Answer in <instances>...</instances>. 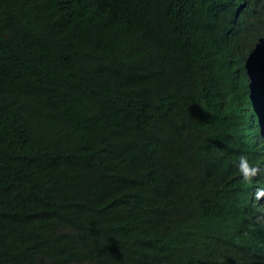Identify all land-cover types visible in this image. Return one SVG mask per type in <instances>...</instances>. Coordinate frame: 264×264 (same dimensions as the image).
<instances>
[{
    "label": "trees",
    "instance_id": "obj_1",
    "mask_svg": "<svg viewBox=\"0 0 264 264\" xmlns=\"http://www.w3.org/2000/svg\"><path fill=\"white\" fill-rule=\"evenodd\" d=\"M231 3L241 32L264 31V0H0V264H30L32 230L54 223L75 229L55 236L71 264H229L243 159L231 141L190 157L167 136L227 61ZM90 194L85 230L69 201Z\"/></svg>",
    "mask_w": 264,
    "mask_h": 264
},
{
    "label": "clouds",
    "instance_id": "obj_2",
    "mask_svg": "<svg viewBox=\"0 0 264 264\" xmlns=\"http://www.w3.org/2000/svg\"><path fill=\"white\" fill-rule=\"evenodd\" d=\"M244 4H230L228 12L232 13L233 28L223 32L230 38L228 57L224 66L217 65L215 82L191 91L192 97L187 109L176 120V133L169 135L171 145H176V137L182 138L181 144L188 150L190 157L198 151L212 149V145L221 146L231 141L237 148L236 157L242 158L240 172L236 178L246 186L247 201L242 209L247 212L245 222H234L230 233H224L225 244H231L233 253L227 259L229 264H264V93L262 79L264 75V31L253 34L243 33L238 26L241 19H246ZM151 136H148L150 138ZM151 138L155 147H162L166 137ZM160 145V146H159ZM165 146V145H164ZM160 147V148H161ZM165 149V148H164ZM214 149V148H213ZM246 154L250 162L242 155ZM219 157L227 154L217 151ZM190 158H184L189 161ZM248 163V164H247ZM224 167H218L219 170ZM118 184H122L118 183ZM215 183L210 175H200L196 189L212 192ZM107 187L111 188L108 183ZM139 191V190H137ZM94 194L86 198L71 199L70 206L80 205L79 226L87 229L92 215L95 214ZM140 200V206L152 205L159 208V203ZM135 204V206H137ZM235 205L232 206L234 209ZM216 209L224 216L229 215L228 207L216 205ZM138 219L146 214L137 211ZM133 216H126V220ZM124 221V218H123ZM186 223L188 218L185 219ZM217 222H210L209 224ZM47 225V224H46ZM52 234L45 232V226L32 230L30 234L33 248L30 250V264H71L72 257L59 258L60 253L67 252L55 236L67 234L63 226L54 223ZM80 233V232H78ZM75 229L68 235L72 240ZM222 236V235H220ZM125 254V253H124ZM28 256V255H27ZM216 256H212L211 260ZM224 259V254L219 252ZM59 258V259H58Z\"/></svg>",
    "mask_w": 264,
    "mask_h": 264
},
{
    "label": "rangeland",
    "instance_id": "obj_3",
    "mask_svg": "<svg viewBox=\"0 0 264 264\" xmlns=\"http://www.w3.org/2000/svg\"><path fill=\"white\" fill-rule=\"evenodd\" d=\"M262 82H263V85H262V90H263V93H264V75H263Z\"/></svg>",
    "mask_w": 264,
    "mask_h": 264
}]
</instances>
